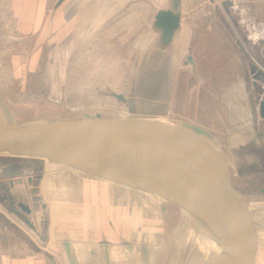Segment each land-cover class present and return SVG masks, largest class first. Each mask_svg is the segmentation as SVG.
Returning <instances> with one entry per match:
<instances>
[{
	"label": "rangeland",
	"instance_id": "374dc122",
	"mask_svg": "<svg viewBox=\"0 0 264 264\" xmlns=\"http://www.w3.org/2000/svg\"><path fill=\"white\" fill-rule=\"evenodd\" d=\"M58 1L48 0L50 7H53ZM193 1L195 3L205 1L207 5L203 9L185 12L183 28L177 37V42L180 41V46L183 48L180 57L174 51L176 48L171 52L163 53L152 47L155 36L151 32L153 15L156 9L169 7L170 0H112L113 16L115 7L120 8L117 10V15L123 13V18L129 19V23L131 18L143 13V47L139 45L140 43L133 42L131 31H135V29L131 30L129 27L126 35L113 36L112 42L105 41L103 35H100L102 26L99 28L103 24L104 0H95L97 26L95 40L90 43H80V50L73 54L69 52L68 56L63 55L62 52H56L57 42L54 38L42 42L45 50L41 64L34 73L29 74L26 72V57L31 53L34 44L29 41V38H23L18 34V17L14 9V0H0V91L7 98L6 103L13 116L17 117L19 122L45 124L87 119V115L96 116L98 113L102 115L103 119L110 120L148 117L187 121L181 106L175 104L169 108L166 103L170 99L173 102L175 99L178 102L180 100V104L182 103L184 92L181 88L184 87L186 78L184 72L186 57L183 53L189 52L188 48L195 45L197 37L205 29L204 19L211 18L215 19L217 23H225V25L219 26L220 30L239 51L241 63L238 65V69L247 73L243 82L246 83L252 122L254 123L256 118L260 124V131L263 132L264 127L258 112L259 101L256 94L258 95L262 91L263 95L264 90H255L254 81L259 84L258 86H264V82L262 78H255L252 74L253 70L264 73V55L258 47L259 45L264 46L261 43L264 41V0H239L238 2L229 0L233 8V11L230 12L227 11L223 0ZM234 21L239 22L236 28L229 25ZM191 23L195 25L191 26ZM126 39L129 40L127 43ZM240 80L242 78L237 75V67H233L224 76L223 82L217 84L219 86L215 93L218 95V104L224 107V121L210 122L206 127L199 125L217 137L228 156V182L233 189L236 202L240 203H237V212L234 216L238 230L242 229L244 223L248 221L246 204L260 201L264 203L263 135L262 138L257 135L256 140L259 139V145H256L252 141L254 137H244L234 126L244 115L240 111L243 98L238 97L241 93L238 87ZM171 86L173 87L172 91H170ZM115 95H123L129 102L132 101L135 105V113L130 111L129 103L118 100ZM241 129L251 134L250 124ZM3 161H16L21 164V171L26 175H32L33 180L37 176L40 180L34 183L41 187L43 194L39 200L49 205L55 200L50 198L46 185L50 174L53 175L55 170L58 171L56 180L60 182L63 189V193L58 190L55 193L56 201H60L58 209H61L63 214L65 213L64 215L67 214L72 218L67 221L68 223H74L75 228L80 226L81 230H88V228L94 230L100 226L95 221V216H99V213L90 204L91 201L94 203L99 198L93 194L91 186L95 192L100 190L99 194L106 199L103 208L109 206L113 212L115 210L114 202H116L122 212V214L118 213L122 215L119 223L112 220L109 225L113 231V242H102L101 244V252L105 259H107V249H109L110 254L107 257H109L110 264H151V261L157 264L156 257L159 256L161 239L164 238L162 234L169 233V231L161 228L162 230L160 229L156 236L159 241L156 242L154 238L153 241L156 242L154 250L157 251L153 252L149 244L145 243V237L151 233H153V237L155 230L144 227L152 212L150 208L145 207V202L134 194L133 191H136L137 188L125 183L117 185L107 183V181L104 183L99 181L100 179L97 180L98 178L94 174L89 176L85 168L68 166L65 163H57L54 171H49V161L47 160L34 161L0 157V162ZM73 167L79 175H82L81 177L88 181L91 192L85 190V186ZM134 186L143 192L146 190L144 193L150 197V191H147L146 188L139 185ZM73 197L77 199L74 201L76 204L82 205L71 204L70 198ZM159 208L165 212L164 206ZM252 211L256 221L259 222L257 224L264 227V222L258 220V217L263 215L260 212L255 215V211ZM250 214L252 215V213ZM76 218L80 220L79 223L74 222L77 220ZM124 230L129 232V236ZM241 232L243 233V231ZM241 232L238 238L229 239V252L233 257L236 255L240 258L238 264H251V261L248 263L242 255H251V240L261 246L263 250L264 241L261 239L257 241V236L251 230H248L249 236H245ZM173 234L175 240L171 241L169 248L165 244L166 250H163V253L168 251V255L166 258L164 255L162 264H167L168 256L175 245L176 232ZM240 239L244 241L245 248L240 244ZM164 240L166 241V239ZM144 248L147 249L146 256ZM189 250L190 247L185 252L182 264L190 259L191 255L188 257ZM221 252L223 251L221 250ZM231 256L228 258L229 260H232Z\"/></svg>",
	"mask_w": 264,
	"mask_h": 264
},
{
	"label": "crops",
	"instance_id": "0c3cea01",
	"mask_svg": "<svg viewBox=\"0 0 264 264\" xmlns=\"http://www.w3.org/2000/svg\"><path fill=\"white\" fill-rule=\"evenodd\" d=\"M238 1L236 0V2ZM170 2L169 7L158 8L153 15L151 32L155 36L152 47L163 53L171 52L176 48L174 51L180 57L183 48L180 46V41L177 42V37H179V31L183 28L185 12L203 9L207 4L205 1L195 3L193 0H181L178 9L182 17L181 27L176 32L171 44L164 45L161 41V32L155 27L154 22L155 16L160 10L173 8L172 0ZM223 2L227 11H233L229 0H223ZM57 4L50 7L48 0H14V9L18 17V34L23 38H29V41L34 44L31 53L26 57V72L29 74L34 73L41 64L45 50L42 42L54 38L57 42L56 52H62L63 55L68 56L69 52L73 54L80 50V43H90L95 40L97 27L95 0H65L59 6ZM119 9L115 7L113 16L112 0H104L103 16L101 15L103 24L99 26V28L102 26L100 35H103L105 41L112 42L113 36L126 35L129 27L131 30L135 29V31H131V35H134H132L133 42L140 43L139 45L143 47V13L136 15L133 19L131 18L129 23V19L123 18V13L117 15ZM204 23L205 29L197 37L195 45L188 48V53L187 51L183 53L186 60L191 56L193 63L184 61L186 78L184 87L181 88L184 92L182 103L180 104V100L178 102L175 99V102H173L170 99L166 104L169 108L175 104L181 106L187 121L204 127L210 122L224 121V107L218 104V95L215 92L219 86L217 84L223 82L224 76L233 67H237V75L242 78L238 84L239 92H241L238 97L243 98L240 111L244 115L238 121L239 123H235L234 126L244 137H254L252 141L259 145V139L256 140V137L262 138V136L256 134L260 131L258 120L255 118L256 123L254 125L252 122L246 83L243 82L247 73L238 69V65L241 63L239 51L220 30L219 26L225 25V23H217L215 19L211 18L204 19ZM190 25L194 26L195 24L191 23ZM229 25L236 28L239 22L234 21ZM128 41L125 40L126 43ZM261 43L264 44V41H261ZM258 47L264 55V46L259 45ZM260 74L261 72L253 70L252 75L255 78H258V76L263 78ZM258 85L254 81L255 90L258 91L259 88H264V86ZM172 89L171 86L170 91ZM0 94L7 102L4 93L0 91ZM247 124L251 126V134L241 129ZM247 129L249 130V128ZM21 166L16 161L0 162V184L6 190H1L3 200H0V264H71L66 243L70 244L71 253L75 255L79 264H105L106 259L102 255L101 244L102 242H113V231L109 225L112 220L119 223L122 216L119 215L122 214L121 207L114 202L115 210L112 212L109 206L106 208L93 206L94 209L97 208L96 210L99 213V216L95 218L100 224L97 227L98 229L81 230L80 226L75 228L74 223L67 222L72 218L67 214L64 215L65 213L63 214L62 210L58 209L60 201H52L53 203L49 205L39 200L43 197V194L41 187L34 182L40 179L35 175L36 179L33 180L32 175H26L21 171ZM70 201L74 206L82 205L74 202L77 201L75 197L70 198ZM234 201L236 202V200ZM246 205L248 221L244 223V227L257 236V241L260 239L264 241V227L257 224L258 221H256L252 211H255V215L260 212L263 216H257L258 220L264 222V203L260 201ZM22 206H28L31 210L30 213L23 210ZM179 209L187 217L188 222L185 221V223L189 226V230L195 229V223H198L199 218L202 219L199 208L180 199ZM76 219L74 222L79 223L80 220ZM125 233L129 236L128 231H125ZM118 234H121V232ZM231 255L230 252L225 251L223 264H238L240 258ZM230 256L232 260L228 259ZM242 256L243 259H247L248 263L251 261V264H264V250L253 240H251V255Z\"/></svg>",
	"mask_w": 264,
	"mask_h": 264
},
{
	"label": "water",
	"instance_id": "95a60500",
	"mask_svg": "<svg viewBox=\"0 0 264 264\" xmlns=\"http://www.w3.org/2000/svg\"><path fill=\"white\" fill-rule=\"evenodd\" d=\"M64 1L59 0L57 5ZM180 2L172 0V9L160 10L155 16L154 25L161 32L164 45L171 44L181 27ZM189 62L193 63L191 56ZM260 75L264 82V73ZM115 97L129 103L130 111L135 113L132 101L123 95ZM259 111L264 118V93ZM101 116L98 113L87 115V119L55 124L19 123L0 94V157L65 163L169 190L199 208L209 234L223 249L204 264H223L224 253L230 249L229 239L238 238L241 231L249 236V232L245 227L238 230L234 218L237 203L228 182V156L217 137L182 120L148 117L110 120ZM3 189L0 184V200ZM22 208L31 211L28 206ZM240 244L245 248L242 239ZM66 248L70 263L79 264L69 243ZM106 258V264H110L109 257ZM190 259L185 264H190Z\"/></svg>",
	"mask_w": 264,
	"mask_h": 264
},
{
	"label": "bare ground",
	"instance_id": "6f19581e",
	"mask_svg": "<svg viewBox=\"0 0 264 264\" xmlns=\"http://www.w3.org/2000/svg\"><path fill=\"white\" fill-rule=\"evenodd\" d=\"M14 118L16 119L17 117H14ZM19 123H25V122H19ZM56 164H57L56 162L49 161V164H48L49 171H54L53 169L56 168ZM73 169H74L75 173L77 174L78 178L81 180L83 186H85L84 187L85 190L90 191L89 190L90 185H89L88 181H86L83 177H81L82 175H79V173L76 172L75 167H73ZM87 171H88L89 176L91 174L92 175L94 174L97 176V178H98L97 180L100 179L99 181H102L104 183H105V181H107V183L116 184V185L119 183H125V184H130V186L137 188L136 191H133L134 194H136V196L140 200L145 202V204H146L145 207L150 208L151 212H152L151 216L147 220L146 225L144 227L146 229H149V230H155V235H153V237H152L153 233H151V235L145 237L146 238L145 243L149 244V246L151 247L153 252L157 251V250H154V247L156 245V242L159 241L156 238L157 234L159 233V230L161 228H163V230L169 231V233L166 232V234H162V235H164L163 236L164 238L161 239V243H160V247H161L160 250L161 251L159 252V256L157 255V257H156L157 264H162V261L164 259L163 258L164 255H165V258L167 257L168 251L163 253V250L164 251L166 250L165 244L167 245V248H169L171 241L175 240V239H173V235H174L173 233H175V232H176V236H177L176 242L174 243L175 245L172 248V250L168 256L169 260H168V262H166L167 264H182L183 258L185 256V252L187 251L188 247H190L188 257L191 255L190 256V258H191L190 264H204V262H205V260H207V258L220 254V251L222 248L219 247L218 243L215 240L213 241V238L209 234V229L206 225L205 220L203 219V216H202V219L199 218L200 220L198 221V223H195V225H196L195 229H193L192 231L189 230V228H188L189 226H187L185 223V221L188 222L187 217L179 209V201L182 198L177 196L175 193H173L169 190H166L164 188L157 187V186H151V185H147L145 183L136 182V181H132V180L124 179V178H119V177L112 176V175L97 173V172H93L90 170H87ZM57 172L55 170V172H53L54 174L52 173L53 175L50 174L49 180H48L47 185H46V186H48L47 191L49 192L50 198H54V200H56V198H57L55 196V193L57 190L60 193H63V189L61 188L60 182H57V180H56V176H57L56 173ZM88 175H86V176H88ZM134 185H139L142 188H146L147 191H150V194H151L150 197H148L144 193L146 190L143 192L140 188H138L137 186H134ZM91 188L93 189L92 192L96 196V198L99 197V198H97L96 202H94V203L92 201L90 202L91 207L96 206L98 208L102 205L101 208H103V205L106 204V199L103 196L101 197V195L99 194L100 190L98 192H95V189L92 186H91ZM160 206H164L165 212L160 210V208H159ZM97 208H95V210ZM92 212H94V211H92ZM96 212H97V210H96ZM200 212H199V214H200ZM200 216H201V214H200ZM102 218H103V216H102ZM94 225H95V223H94ZM192 232L194 235L192 234ZM165 236H166V238H165ZM154 238H155L156 242L153 241ZM164 239H166V241ZM157 245H158V243H157ZM155 249H156V247H155ZM206 250H207L208 254H206V256L203 257V254H204V252H206ZM107 254L109 256V254H110L109 249H107ZM185 263H183V264H185ZM151 264H154V263L151 261Z\"/></svg>",
	"mask_w": 264,
	"mask_h": 264
},
{
	"label": "flooded vegetation",
	"instance_id": "af4514ba",
	"mask_svg": "<svg viewBox=\"0 0 264 264\" xmlns=\"http://www.w3.org/2000/svg\"><path fill=\"white\" fill-rule=\"evenodd\" d=\"M259 75V74H258ZM262 78V77H261ZM259 90H264V88H259ZM258 90V91H259ZM263 93H264V91H263ZM256 96H258V101H259V103H258V112H259V114H260V111H259V105H260V102H261V100H262V97L261 96H263L262 95V91H261V93L259 92V94L258 95H256ZM255 108V107H254ZM260 116H261V114H260ZM261 120H262V125H263V127H264V118L261 116ZM256 123V120L254 119V123H253V125ZM255 128V127H254ZM259 129L261 130V128H260V124H259ZM255 130H256V128H255ZM257 132V131H256ZM257 134H259L260 136H262L263 134H264V131L263 132H261V131H258L257 132Z\"/></svg>",
	"mask_w": 264,
	"mask_h": 264
},
{
	"label": "trees",
	"instance_id": "16d2710c",
	"mask_svg": "<svg viewBox=\"0 0 264 264\" xmlns=\"http://www.w3.org/2000/svg\"><path fill=\"white\" fill-rule=\"evenodd\" d=\"M29 160H31V159H29ZM34 161H40V160H34Z\"/></svg>",
	"mask_w": 264,
	"mask_h": 264
}]
</instances>
